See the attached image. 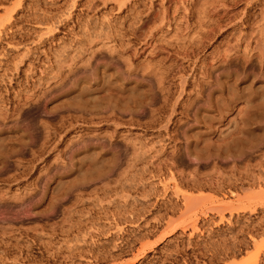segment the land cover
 <instances>
[{"label": "rangeland", "instance_id": "374dc122", "mask_svg": "<svg viewBox=\"0 0 264 264\" xmlns=\"http://www.w3.org/2000/svg\"><path fill=\"white\" fill-rule=\"evenodd\" d=\"M0 28V264H264V0H0ZM96 65L145 94L123 121L77 100Z\"/></svg>", "mask_w": 264, "mask_h": 264}, {"label": "bare ground", "instance_id": "6f19581e", "mask_svg": "<svg viewBox=\"0 0 264 264\" xmlns=\"http://www.w3.org/2000/svg\"><path fill=\"white\" fill-rule=\"evenodd\" d=\"M56 27V26H55ZM54 27V28H55ZM54 28H49L48 31L49 32H53ZM1 31V28H0ZM77 41H80L79 39H77ZM121 56H123V54H121ZM59 64L55 67H53L51 73V76L49 78H47L45 80V83H40L41 85L43 84H51L50 86H52L55 83L60 82L61 80L64 79L65 77V73L67 71H72L74 70V67L78 66L80 63H82V65L84 67H89L91 65V60L90 59H83L81 57H79V55H70L69 53L67 55L62 54V56H60L59 59ZM126 64L128 66V68H132L133 63L131 64L128 60H126ZM100 65H96L93 69L91 68L90 70H92L90 73H84L81 76H78L77 79L74 82V86L79 85L80 83H86V84H90L89 86L85 87V91L86 92H91L93 93V97H90L89 94H82L80 96H78L77 100L80 102H84L87 106H90L92 109H95L96 107H98L100 104L103 105L104 104H108V106L106 105L105 108L109 107V114H106V111H103V113L100 116V121H110L112 120L114 123H117L118 121H123L122 120V114L118 113L119 111L117 110V107L119 108V106H122L121 103L122 102H126V104L128 103H137V102H141V98L145 97V94H136L134 97H125L124 95V90L125 89H116L114 83L112 82V80H108L107 77L104 76L105 71L108 70L107 67H104L103 69L99 68ZM99 68V69H98ZM54 71V72H53ZM120 72H118L117 70L114 72V77L115 78H119L120 77ZM158 74V73H157ZM160 77L158 78V82L159 84H162L160 87L162 90H164L163 84L166 82V77L159 75ZM39 84V85H40ZM96 84V87L94 89L93 86ZM92 86V87H91ZM116 90V91H115ZM37 94V91L32 92L31 94H27L26 96V100L32 97H35V95ZM165 96V99H167L169 97L168 92L163 94ZM23 98L21 97L20 93L15 94L14 97L10 98L9 103H13L14 107L16 104L22 102ZM106 102V103H105ZM120 110V109H119ZM0 112H1V116L2 118H7L8 116H10L9 111L8 110H3L0 107ZM156 115V114H155ZM160 117H163V115H160L158 119H160ZM23 119L27 120V123L30 124V132L33 135H37V126L35 127V123L34 121L35 116L33 113H28L26 114ZM68 126L64 127V128H68L70 126L73 125L72 122H68L67 123ZM105 125V124H103ZM99 126V129L97 130H102L105 126ZM109 127V125H108ZM14 131L19 133V136H25V134L27 133V129L22 128L21 125H16V127H14ZM46 130V135L45 138H47V141L51 142L52 140H55L57 136H59L61 134V131L64 130L61 129V126H55V127H45ZM90 127H85L84 129H89ZM112 128V127H111ZM3 130V128H2ZM117 129L116 127L113 128L112 132L110 133L109 137H115L114 134L116 133ZM9 146V145H8ZM134 147H136L134 145ZM1 149H7V145H5L4 142L0 141V156L3 155ZM167 163V159L163 158L161 159L158 163H153V166L156 165V167H153V169H157L160 170L162 169V166H164V164ZM152 169V170H153ZM151 168H146L143 169L142 172H151L152 171ZM131 214L134 213V209H132L130 211ZM174 229L170 230V233H168L167 237L170 236L171 232H173ZM3 245H10L7 241L2 243ZM149 248H153V246H150ZM5 251V250H4ZM258 259H259V255H257V257L255 258L253 264H258Z\"/></svg>", "mask_w": 264, "mask_h": 264}]
</instances>
